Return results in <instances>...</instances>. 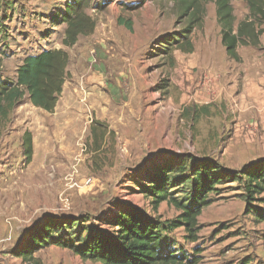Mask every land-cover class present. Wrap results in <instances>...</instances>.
<instances>
[{
	"label": "rangeland",
	"instance_id": "1",
	"mask_svg": "<svg viewBox=\"0 0 264 264\" xmlns=\"http://www.w3.org/2000/svg\"><path fill=\"white\" fill-rule=\"evenodd\" d=\"M68 1L0 0L4 79L16 81L27 57L54 50L69 56L53 113L34 107L26 95L0 121V264H99L57 247L37 253L32 263L18 251L45 218L87 221L105 234H112L109 217L126 207L162 221L176 218L174 207L155 210L137 186L169 160L190 156L236 171L264 159V34L260 46L244 48L252 51L247 61L259 63L253 71L227 56L214 2L203 3L204 17L189 39L193 51L184 53L173 42L189 24L179 3L86 0L94 31L65 47L60 11ZM245 1L232 0L236 15ZM27 132L31 162L23 153ZM236 188L213 197L199 219L197 243L184 242L183 230L164 235L173 249L197 264L246 258L264 264V222L246 215Z\"/></svg>",
	"mask_w": 264,
	"mask_h": 264
},
{
	"label": "trees",
	"instance_id": "2",
	"mask_svg": "<svg viewBox=\"0 0 264 264\" xmlns=\"http://www.w3.org/2000/svg\"><path fill=\"white\" fill-rule=\"evenodd\" d=\"M180 4L182 16L188 18V27L173 37L184 53L193 51L190 35L201 22L203 3L214 2L221 28L222 45L227 56L241 63V46H260L264 34V0H246L249 15L236 25L232 0H170ZM87 1H68L61 20L66 24L65 47H73L79 36H89L94 22L87 15ZM132 30L130 22L120 21ZM172 44V46H174ZM171 46V45H169ZM69 56L63 50L45 51L27 57L17 70L16 81L6 80L0 74V121L8 120L15 107L26 95L30 103L45 112L53 113L69 76ZM96 125L91 132L96 136ZM102 140L104 136H101ZM95 138L98 148L100 144ZM33 136L23 137V153L28 162L33 158ZM137 186L151 199L157 210L166 203L179 213L172 220L150 217L136 207H126L108 219L112 234L86 225L87 221L45 218L28 233V239L18 251L24 262L35 261V255L48 247L70 251L84 262L99 264H197L187 253L173 249L174 243L164 235L183 230V240L195 244L200 240L199 219L203 212L221 196L224 188L237 185L238 197L245 203L246 215H253L258 224L264 222V159L244 165L241 170H225L217 161L180 157L154 166ZM144 182V183H142ZM241 264L254 263L244 259Z\"/></svg>",
	"mask_w": 264,
	"mask_h": 264
},
{
	"label": "crops",
	"instance_id": "3",
	"mask_svg": "<svg viewBox=\"0 0 264 264\" xmlns=\"http://www.w3.org/2000/svg\"><path fill=\"white\" fill-rule=\"evenodd\" d=\"M232 5H233V7H234V4H232ZM248 15H249V11H248V7H247V2L245 1V7H244L243 10H242V14H241V16H238V15L235 14V16H236V20H237L236 25H238L240 22L244 21V20L247 18ZM261 38H262V37H261ZM261 42H262V39H261ZM245 47H253V48H256V47H254V46H242V48L239 47V49H238V53H239V56H240L241 59H242L241 64L244 65V66H246V67L249 66L251 69H253V71H254V70L258 71V69H257V67H258V65H259L258 62H256V61H247V59L250 58L248 55L251 54L252 51H245V50H244ZM238 64H240V63H238ZM252 73H253V72H252ZM207 209H208V208H207ZM202 216H203V215H202ZM202 216H201V217H202Z\"/></svg>",
	"mask_w": 264,
	"mask_h": 264
},
{
	"label": "bare ground",
	"instance_id": "4",
	"mask_svg": "<svg viewBox=\"0 0 264 264\" xmlns=\"http://www.w3.org/2000/svg\"><path fill=\"white\" fill-rule=\"evenodd\" d=\"M192 82H193V80H192ZM192 82H191V83H192ZM189 88H190V87H189ZM206 89H207V88H206ZM203 93H205V90L203 91Z\"/></svg>",
	"mask_w": 264,
	"mask_h": 264
}]
</instances>
